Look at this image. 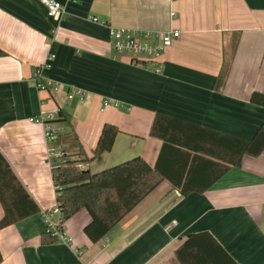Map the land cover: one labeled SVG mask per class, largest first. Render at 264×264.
Here are the masks:
<instances>
[{"label": "crops", "instance_id": "0c3cea01", "mask_svg": "<svg viewBox=\"0 0 264 264\" xmlns=\"http://www.w3.org/2000/svg\"><path fill=\"white\" fill-rule=\"evenodd\" d=\"M58 1L63 11L53 17L41 0H0L1 155L41 211L55 207L49 144L31 119L59 110L65 121L55 126L70 157L80 145L91 157L106 123L120 130L111 151L82 170L142 157L168 177L97 242L84 232L86 209L65 222L70 244L42 243L41 213L0 229V264H180L175 251L200 232L237 264H264V151L220 177L223 165L197 158L186 177L185 154L170 149L159 162L163 141L151 135L157 114L243 140L255 135L264 121V106L251 102L264 93V0ZM111 26L180 36L153 61L116 52ZM37 73L53 87H38ZM71 87L85 98L69 99ZM4 213L0 201V220Z\"/></svg>", "mask_w": 264, "mask_h": 264}, {"label": "trees", "instance_id": "16d2710c", "mask_svg": "<svg viewBox=\"0 0 264 264\" xmlns=\"http://www.w3.org/2000/svg\"><path fill=\"white\" fill-rule=\"evenodd\" d=\"M2 53L0 50V55ZM251 102L264 106V93L254 91ZM61 114L56 122L65 121L64 113ZM119 131L116 125L106 123L91 157L86 155L80 145L76 157L65 154L61 159L51 160L53 180L57 187V203L62 214L61 220L65 224L81 209H86L91 220L84 227V232L92 242L105 237L163 179L168 177L158 163L152 166L142 157H134L96 173L79 167L82 163H88L111 151ZM64 135L65 133L60 135L57 145L65 143ZM151 135L163 141L159 162L170 149L185 154L183 173L188 172L186 177L196 168L194 160L197 158L207 157L215 164L223 165L218 175L220 177L229 167H239L244 156H258L264 151V121L250 140H243L177 118L157 114ZM74 140L80 144L77 137ZM182 181V179L175 180L173 183L180 185ZM193 190L182 186L180 191L187 194ZM0 201L5 211L0 220V229L41 212L1 153ZM41 241L43 244L58 242L49 232L42 235ZM175 257L180 264H237L209 232L189 235L175 251ZM2 260L3 255L0 250V262Z\"/></svg>", "mask_w": 264, "mask_h": 264}, {"label": "built area", "instance_id": "2783aa9c", "mask_svg": "<svg viewBox=\"0 0 264 264\" xmlns=\"http://www.w3.org/2000/svg\"><path fill=\"white\" fill-rule=\"evenodd\" d=\"M41 2L46 6L50 16L57 17L63 11V5L58 0H41ZM93 21L98 22V18H93ZM110 34L116 52L128 53L135 58L145 57L155 61L160 59L164 51L173 44L174 39L180 36V31L148 32L140 29L111 26ZM35 79L37 80V86L40 88H51L54 85L52 81L43 82L39 80L38 73L35 75ZM74 97L83 100L85 91L77 87H71L68 92V98L73 99ZM103 105L104 107L108 106L109 101L105 100ZM128 110H131V108H128ZM58 116L59 110H52L45 115L31 119L44 126L45 138L49 144L50 160L61 159L65 155L62 146L56 144L60 135L64 133L63 128L55 126ZM79 167L81 168V165ZM40 213L45 223L46 232L54 235L58 242L70 244L71 238L65 231V224L61 220L62 214L58 203L55 207L43 210Z\"/></svg>", "mask_w": 264, "mask_h": 264}]
</instances>
